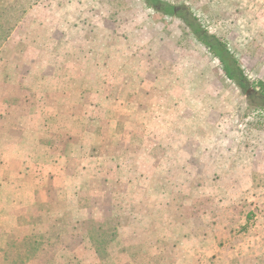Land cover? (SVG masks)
Masks as SVG:
<instances>
[{
    "label": "rangeland",
    "instance_id": "374dc122",
    "mask_svg": "<svg viewBox=\"0 0 264 264\" xmlns=\"http://www.w3.org/2000/svg\"><path fill=\"white\" fill-rule=\"evenodd\" d=\"M162 2L185 9L166 14L145 0H0V264L6 244L21 250L27 237L52 240L59 228L61 241L31 245L33 264H264V190L237 191L226 155L264 110V0ZM188 21L226 44L246 90ZM85 73L99 80L80 83L85 94L72 97L73 107L48 110L51 131L30 150L36 135L20 120L39 111L41 98L7 80L28 75L53 88L62 76ZM72 120L78 134L69 132ZM174 124L193 153L206 146L203 159L194 153L189 162L190 176L157 158ZM79 139L82 156L66 169L55 165L53 154ZM105 220L118 236L101 260L96 248L110 233L89 222Z\"/></svg>",
    "mask_w": 264,
    "mask_h": 264
},
{
    "label": "crops",
    "instance_id": "0c3cea01",
    "mask_svg": "<svg viewBox=\"0 0 264 264\" xmlns=\"http://www.w3.org/2000/svg\"><path fill=\"white\" fill-rule=\"evenodd\" d=\"M63 19H66V16H63ZM66 26L69 28L76 29V24H67ZM92 74V73H91ZM63 79L62 85L54 86L53 88H42L37 85H33L31 78L28 75L20 76L13 75L7 80L9 84H12L14 88L19 87L21 91H25L26 98L31 94L33 96L39 97L41 101L37 106L39 111L32 110L29 113L21 118L22 127L24 126L28 133L36 135L33 142L29 145V149L33 151V149L38 148L41 144L39 142L38 136H42L45 132L51 131V123L50 118H47L50 114L48 110L53 108L65 107H73L75 102L72 100V97H82L85 93L83 92V88L81 86V82L86 81H97L99 80L96 76H91L90 74H84V76H75L72 75L69 78H64V76L59 78ZM31 81L32 83H30ZM30 97V96H29ZM52 97L56 98V101L51 103ZM50 99V100H49ZM55 105V106H54ZM126 104H123L125 107ZM36 111V112H35ZM43 114V115H42ZM31 119H34L33 121ZM129 123V122H128ZM79 124L72 120V124L70 125V131L72 135L78 134L79 132L74 133L73 129H77L76 131H81L82 129ZM132 124H128V128H131ZM175 125V124H174ZM69 127V124H68ZM138 129H144V125L139 123ZM256 128H247L239 130V136L233 141V144L228 145V153L226 155L233 156L235 163L234 175H236L235 189L239 192L249 191V193H256L257 188L264 190V122L259 123V126H255ZM175 131H173L167 141H159L160 155L157 157L158 159H169L170 161V170L181 172L184 176H190L189 170L191 169L189 166V162L194 157V153L198 154L197 158H204L202 153L206 152L205 144H201L195 152H192V149L188 147L189 138L185 137L181 140L177 138V126L173 127ZM72 136H69V140H67V145L69 143L74 144V139H71ZM140 141H142V137L139 139L138 144L143 145ZM82 139L76 141V148H66L65 155L54 156L53 158L56 160L53 163L59 164L61 168H68L69 162L73 160H78L82 154H80L79 150L87 149L81 148L83 145ZM192 146L191 143H189ZM209 148V146H207ZM232 148V149H230ZM216 150V148H214ZM210 151V149H209ZM218 151L220 152L219 148ZM57 153V152H55ZM209 154L208 156H211ZM70 175V174H67ZM264 193V192H257Z\"/></svg>",
    "mask_w": 264,
    "mask_h": 264
},
{
    "label": "trees",
    "instance_id": "16d2710c",
    "mask_svg": "<svg viewBox=\"0 0 264 264\" xmlns=\"http://www.w3.org/2000/svg\"><path fill=\"white\" fill-rule=\"evenodd\" d=\"M148 7L153 8L157 11H162L166 14H179L182 9H185V6H176V5H171V4H165L163 5L162 0H145ZM189 26L193 29V33L198 37L201 41H203L206 45L209 46L211 49L212 53L219 58V60L222 62L225 73L228 78H230L233 82L236 83L238 87H240L242 90H246L247 88V78L243 74V69L240 66L239 62L237 59L230 53L228 50L226 44H224L221 40L219 39H214L209 41L208 36H205V33L203 30L198 28L197 24L194 21H188ZM263 96H264V82L259 81L258 82ZM260 120L259 123L264 122V110L260 111ZM89 223H92L94 225V229L102 230L103 233H110L109 235V240L106 242V245L100 249L96 248V252L99 254V257L101 260L103 258H110L111 256L107 254H104V257H102V254L106 251L107 247L111 244L112 238L118 236V232L115 229V226L112 225L111 221L105 220L102 222H95V221H90ZM81 224V223H79ZM110 224L111 228L110 230L107 229L106 225ZM118 230H120L118 228ZM58 234L51 240V238L47 236H29L27 237L23 243H22V249L19 250V245H14V244H6L5 249H3L5 253V264H33V263H38L37 261V254L36 250L38 248H31L32 244H38L40 241H42V244L45 242H51V243H56L61 241L60 237V231L61 228L58 230ZM93 240L95 239V236L92 235Z\"/></svg>",
    "mask_w": 264,
    "mask_h": 264
},
{
    "label": "water",
    "instance_id": "95a60500",
    "mask_svg": "<svg viewBox=\"0 0 264 264\" xmlns=\"http://www.w3.org/2000/svg\"><path fill=\"white\" fill-rule=\"evenodd\" d=\"M252 90V89H251ZM249 92V90L247 91V93Z\"/></svg>",
    "mask_w": 264,
    "mask_h": 264
}]
</instances>
